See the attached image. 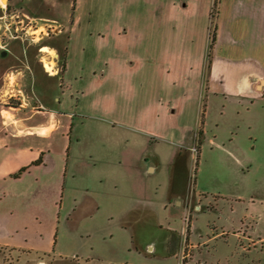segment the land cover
I'll return each mask as SVG.
<instances>
[{"label": "rangeland", "instance_id": "1", "mask_svg": "<svg viewBox=\"0 0 264 264\" xmlns=\"http://www.w3.org/2000/svg\"><path fill=\"white\" fill-rule=\"evenodd\" d=\"M36 2L0 0L1 5L6 4L8 12L7 19L0 20V51L6 49L12 55L19 54L22 45L15 40L9 41L24 38L25 49L31 59L43 57L33 42L42 33L36 29L37 24H30L22 31L20 25L9 18L10 10L30 7ZM72 2H41V15L56 20V26L61 23L67 27V21H71ZM211 8L209 19L214 23L216 18H210ZM2 14L5 15V11L0 8V16ZM148 16L146 12L138 11L117 15L109 13L107 21L110 31H106V34H110L105 35V41L100 40V37L88 39L86 36L88 28L93 32L99 31L102 23L93 22L89 26L82 23L78 27L70 47L74 61L73 72L79 74L74 87L78 94L76 96L73 92V98L67 96L66 102L67 108H72L77 115L72 118L69 159L62 195L56 208L43 204L33 207L45 210L53 222L56 214V252L50 257L43 254L52 245H49L45 234L40 233L41 250L15 253L3 249L0 264H76L75 256L80 259L90 249L94 256L107 251L113 241L116 243L118 239L121 240L130 228L139 238L146 240L157 237L160 234L156 221L164 226L169 223L177 233L173 234L169 253L156 249L151 264H185L192 255L194 262L224 264L229 257L236 256V241L231 235L232 231L252 226L256 232L248 231L251 238L257 240L258 237H264V220L258 221L264 209V165L259 152L264 145V99H249L245 95L230 93L241 89L257 92L253 90V80L247 78V75L264 71V0H221L217 19L218 39L213 50L220 75L206 92L203 91L206 66L201 88L198 78L205 39L200 15L190 13L184 17L179 46L182 53L178 61L168 62L157 57L160 54L159 47H156L157 53L151 60L146 55V45L120 42L114 35L113 29L119 28L124 21L143 22ZM211 20L209 39L213 27ZM44 30L46 32V27ZM59 30L58 26L55 32ZM68 34L66 31L56 38L46 40L49 45H57V63H48L54 53H46L43 59L44 64L51 68L48 72L53 73L55 69L57 77L62 74ZM113 53L119 65L133 54V68L130 74L123 73L119 84H100L92 72L100 66L102 58L107 59ZM35 54L40 56L34 58ZM167 63L170 72L167 77L179 76L175 86L169 83L170 79L163 78ZM19 66L21 63L15 58L0 59V73L4 69H16ZM57 77L51 78L50 85L45 87L50 90V94L54 92L56 98H60ZM46 93L43 91V94L48 95ZM76 98L78 101L75 104ZM203 105L206 106L204 134L200 140L199 162L195 166L196 145L190 131L196 130ZM133 117L162 130L170 136L172 142L146 144L138 139L134 143H127L122 126L117 122ZM251 122L255 123V127L249 131L248 123ZM250 136H253L252 140ZM191 145L193 148L190 151L180 153V149L187 150ZM129 151L135 154L129 159L131 165L128 162L120 164L121 157ZM157 157L159 169L154 173H146L147 164L156 166L153 160H157ZM144 159H147V164ZM129 168L137 170L139 175L133 177ZM189 177L191 184L196 178L195 191L207 194L209 200L202 198L199 211L195 209L199 201L194 200L196 196L193 194L194 199L183 195L179 199L174 197L176 192H184L185 181ZM119 178H125V183L136 182L150 189L149 200L154 207L155 217L153 221L149 217L139 221L135 219L136 216L123 215L130 204L131 194L126 188L123 190L114 185V181ZM216 196L219 198L215 199ZM112 199L117 202L114 207L110 205ZM112 207L115 213H110ZM189 219L192 224L191 243L186 239L184 245L181 231L184 229L188 235ZM108 232H113L115 237L110 239ZM228 232V237L221 238L223 233ZM200 241L206 244L204 248L200 246ZM256 247L258 251L263 249L260 245ZM139 249L148 254L142 245ZM123 253L119 264L125 261L126 253Z\"/></svg>", "mask_w": 264, "mask_h": 264}, {"label": "crops", "instance_id": "2", "mask_svg": "<svg viewBox=\"0 0 264 264\" xmlns=\"http://www.w3.org/2000/svg\"><path fill=\"white\" fill-rule=\"evenodd\" d=\"M6 1V0H5ZM35 1L36 0H28ZM36 2L38 5L24 6L10 10L9 18L12 21H16L20 25V29L24 31L30 24L36 25V29L42 31L39 39L33 40L34 44L38 46V52L43 54H35L31 59V55L27 54L24 38H13L9 42H16L21 44L22 49L19 54L12 55L8 50L3 49L0 51V56L5 58H15V60L21 63L16 69H4L0 73V254H3V249L10 250L15 253H33L41 250V234L44 233L46 239H48L49 245H52L51 249L43 252L44 255H52L55 253V238H56V214L54 222L50 221V215L45 210L35 209L41 204L53 205L57 207V201L61 198V191L64 186L65 174L67 172V163L69 157V143L72 132V118L77 115V112L72 111V108L68 109L66 102L67 96L73 98L77 96L75 83L79 79V74L73 72L74 61L71 54V42L78 30V27L83 23L90 25L93 22L102 23L101 30L93 32L88 28L86 36L88 39L94 37H100V40L105 41V37L110 34H106V31H110V25L107 21L109 13L127 14L130 12H146L149 16L146 21L143 22H129L124 21L119 28L113 29L114 35L118 38V41H124L131 45H138V42L146 45L147 57L155 58L157 53L156 47H159L160 54L157 57H162L165 62L178 61L182 53L180 46V29L183 28L185 20L184 17L190 13L200 15V23L205 31V39L202 45L201 56L202 63L201 69L198 72V78L200 79V88L202 86V78L204 76V67L207 68L206 84L203 91L209 90V85L217 79H219V72L217 70V62L213 55V50L217 44L218 39V24L217 19L220 14V3L218 6V14L215 21V43L212 50L210 62L207 60L209 51V11L213 4V0H75V8L72 13V20L67 21L68 26L63 27L58 24L60 30L53 34L47 33L44 27L54 24L56 26V20L41 15V2L47 3V0ZM1 10L5 11V15L0 16V20L7 19L6 4L3 6L0 3ZM41 22V23H40ZM40 23V24H39ZM56 26V27H58ZM68 32L67 46L65 52V67L60 77H57V71L48 72L45 68L44 57L46 53L54 55L47 57L51 58L50 61L57 63V45L52 46L46 43V40L56 38ZM91 31V32H90ZM106 35V36H105ZM19 40V41H17ZM126 43V44H127ZM48 48V51L43 52V48ZM145 52V51H144ZM133 54L123 60L122 64L116 63L115 53L112 56H108L107 59H103L100 62V66L92 72V76L96 81L104 85H116L119 84L120 78L125 74H130L133 68L134 61ZM119 60V58H117ZM207 60V61H206ZM42 65H41V64ZM169 64L165 66L164 79H170L169 83L173 86L179 82V76L169 75ZM248 76V77H247ZM254 82V89L257 92H249L245 89L235 90L230 92L234 95H245L249 99L259 98L264 99V71L256 75H247ZM58 78L60 98H56L55 93L50 94V90L45 87L50 85L51 78ZM13 80V82H11ZM154 82V81H153ZM259 84L261 86H259ZM55 88V86H54ZM260 88V90H258ZM43 91L48 95L43 94ZM46 93V94H47ZM75 99V104L77 103ZM163 107V106H162ZM167 106L166 109H168ZM206 107V106H205ZM164 110V108L162 109ZM203 118V119H202ZM204 118L205 109L201 106L199 111V121L197 128L193 133V142L195 145L198 139V132L202 131L204 134ZM122 126L124 132V138L127 139V143L135 142L141 139L146 144L159 143L161 141L172 142L170 136H167L162 130L156 129L153 125L146 124L142 121H137L136 118H129L119 120L117 122ZM116 125V124H114ZM195 126V125H194ZM248 129L253 130L255 123H248ZM202 134V136H203ZM252 135V134H250ZM200 137V139L202 138ZM252 140L253 136H250ZM195 138V140H194ZM255 139V137H254ZM257 139H255V142ZM194 144V143H193ZM191 147L187 150L180 149V153L184 151H190ZM254 146H252V149ZM262 162L264 165V145L260 148ZM125 155L120 160V164L128 162L131 165V159L135 156L134 152H125ZM188 154V153H187ZM40 161L38 164L35 162ZM156 166L149 163L147 159H144V163L147 164L145 172H156L159 169L160 163L157 160H153ZM28 167V169L17 178H13L12 175L17 173L20 169ZM130 174L135 177L139 173L133 168H129ZM191 178L189 177L185 181L184 192H176L174 197L179 199L180 196L192 197L196 196L199 201V205L195 206V209L199 211L202 198L208 201L207 194H203L200 191H195L194 182L191 184ZM114 185L119 189L128 190L131 194V201L128 205L126 212L123 215L136 216L135 219L141 221L149 217L152 221L155 218L153 209L151 206L150 189L142 186L139 183H125V178L114 181ZM192 194L194 196H192ZM218 199L219 197H214ZM97 202L99 200L96 198ZM96 202V201H95ZM100 204V203H99ZM111 206H116L117 202L112 199ZM211 205V204H210ZM111 208L110 213H115V209ZM166 205L164 209H166ZM212 207V206H209ZM54 217V216H53ZM264 220L263 213L258 218ZM156 221V220H155ZM187 234L184 229L181 231L183 244L186 239L190 242L192 234V224L189 219L187 223ZM48 225V226H47ZM156 227L159 230V234L154 238H139L135 235L132 228L126 231L125 235L118 239L116 243H112L107 251L94 256L93 250L90 249L86 254L75 256L76 264H119L123 259V252L126 253L125 261L122 264H145L150 263L154 259V253L156 249L165 254L169 253L171 249V241L173 239L174 231L173 227L166 223L161 224L156 221ZM257 227V226H256ZM256 232V228L250 226L239 227L237 230L232 231L231 235L235 238V253L225 260L224 264H264V237L251 238L247 233L248 231ZM177 233V232H176ZM40 234V235H38ZM110 239L114 236L113 232H108ZM218 234H216L217 236ZM230 235V232L223 233L221 238H226ZM120 238V237H119ZM245 241V242H244ZM200 246L203 248L206 246L204 241H200ZM191 243V242H190ZM145 248V251L141 252L139 246ZM185 245V244H184ZM196 245V244H195ZM263 247L258 251L257 247ZM250 246L252 248L250 249ZM195 248V246H193ZM2 249V250H1ZM50 253V254H49ZM194 255L185 264H208L207 262L197 261L194 262ZM41 264V263H38ZM44 264V263H43ZM183 264V263H182Z\"/></svg>", "mask_w": 264, "mask_h": 264}, {"label": "trees", "instance_id": "3", "mask_svg": "<svg viewBox=\"0 0 264 264\" xmlns=\"http://www.w3.org/2000/svg\"><path fill=\"white\" fill-rule=\"evenodd\" d=\"M218 6H219V0H213V4H212V8H211V13H210V18H216L217 14H218ZM75 8V0H73L72 2V9H71V14L73 13ZM73 16V15H72ZM72 16H71V20H72ZM211 20V19H209ZM210 24H213L212 27V31L210 33V44H209V52H208V61L210 62V58H211V50H213L214 47V43H215V22L213 23L212 20L210 22ZM64 67H65V58H63L62 61V72L64 71ZM205 109V105H203V111ZM203 119V118H202ZM202 131L198 132V139H197V143H196V160H195V166L198 165L199 162V153H200V137L202 136ZM40 161L35 162L34 164H38ZM28 169V167L22 168L20 169L17 173H15L14 175H12L13 178H17L19 177L21 174H23L26 170ZM196 170V169H195ZM194 182V180H193Z\"/></svg>", "mask_w": 264, "mask_h": 264}, {"label": "built area", "instance_id": "4", "mask_svg": "<svg viewBox=\"0 0 264 264\" xmlns=\"http://www.w3.org/2000/svg\"><path fill=\"white\" fill-rule=\"evenodd\" d=\"M57 27L54 25V24H52V25H48V26H46V32L48 33V32H50V33H53V32H55V29H56Z\"/></svg>", "mask_w": 264, "mask_h": 264}, {"label": "bare ground", "instance_id": "5", "mask_svg": "<svg viewBox=\"0 0 264 264\" xmlns=\"http://www.w3.org/2000/svg\"><path fill=\"white\" fill-rule=\"evenodd\" d=\"M46 51H48V48L44 47L43 48V52H46ZM45 68L47 69V71H50L51 70L50 66L49 65H46V64H45Z\"/></svg>", "mask_w": 264, "mask_h": 264}, {"label": "water", "instance_id": "6", "mask_svg": "<svg viewBox=\"0 0 264 264\" xmlns=\"http://www.w3.org/2000/svg\"><path fill=\"white\" fill-rule=\"evenodd\" d=\"M262 84L264 83V81L261 82Z\"/></svg>", "mask_w": 264, "mask_h": 264}]
</instances>
